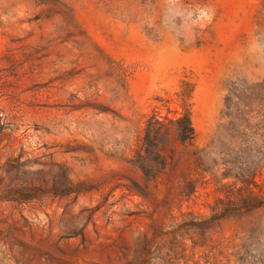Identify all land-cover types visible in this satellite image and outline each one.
<instances>
[{
	"label": "rangeland",
	"instance_id": "obj_1",
	"mask_svg": "<svg viewBox=\"0 0 264 264\" xmlns=\"http://www.w3.org/2000/svg\"><path fill=\"white\" fill-rule=\"evenodd\" d=\"M0 264H264V0H0Z\"/></svg>",
	"mask_w": 264,
	"mask_h": 264
},
{
	"label": "trees",
	"instance_id": "obj_2",
	"mask_svg": "<svg viewBox=\"0 0 264 264\" xmlns=\"http://www.w3.org/2000/svg\"><path fill=\"white\" fill-rule=\"evenodd\" d=\"M177 124V140L182 144L193 138V129L191 127L190 120L188 117H183L176 122ZM164 125L158 121H149L146 128V135L144 138L145 150L149 153L158 151V138L163 132ZM157 141V142H156ZM144 162H140V167L144 169Z\"/></svg>",
	"mask_w": 264,
	"mask_h": 264
}]
</instances>
